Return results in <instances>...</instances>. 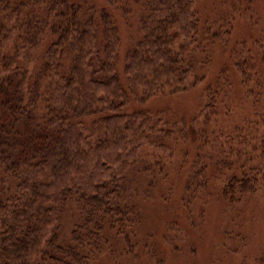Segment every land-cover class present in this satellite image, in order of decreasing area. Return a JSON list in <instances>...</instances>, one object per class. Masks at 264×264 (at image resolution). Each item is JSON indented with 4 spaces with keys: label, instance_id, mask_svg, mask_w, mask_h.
Masks as SVG:
<instances>
[{
    "label": "trees",
    "instance_id": "1",
    "mask_svg": "<svg viewBox=\"0 0 264 264\" xmlns=\"http://www.w3.org/2000/svg\"><path fill=\"white\" fill-rule=\"evenodd\" d=\"M103 1L128 13L122 0ZM139 2L141 37L120 73L118 27L95 0H0V264H90L111 232L129 244L128 191L142 148L161 146L175 129L201 138L193 119L174 124L128 107L203 86L207 51L228 31L203 24L197 0ZM246 64L240 57L203 86L197 119L227 115L228 94L239 87L264 137L262 91ZM239 144L234 161L210 158L229 205L264 189V140L251 152ZM206 181L193 163L185 190L195 194ZM72 210L63 239L60 224Z\"/></svg>",
    "mask_w": 264,
    "mask_h": 264
},
{
    "label": "rangeland",
    "instance_id": "2",
    "mask_svg": "<svg viewBox=\"0 0 264 264\" xmlns=\"http://www.w3.org/2000/svg\"><path fill=\"white\" fill-rule=\"evenodd\" d=\"M95 3L111 14L118 27L121 43L117 68L122 73L127 51L141 37L143 8L140 2L122 0L128 10L124 15L103 0ZM195 9L203 24L216 21L219 26L215 27L228 31L207 51L210 63L201 71L205 76L203 86L242 57L256 73L262 91L259 104L264 107V0H197ZM203 86L169 100L131 102L129 110L162 113L174 124L183 120L185 126H192L191 119L195 120L193 128L201 138L194 140L192 132L186 137L175 129L161 146L145 144L128 191L135 218L128 228L129 244L122 235L107 234L104 252L90 264H264V189L229 205L222 194L224 179L217 176L210 160L224 157L234 161L240 142L246 140L245 150L251 152L264 137H259L260 132L250 124L254 109L246 100L240 102L239 87L228 94L227 115L219 109L207 123L197 119L205 97ZM193 163L207 180L206 187L195 194L185 190ZM74 220V210L68 211L60 224L59 237L68 238Z\"/></svg>",
    "mask_w": 264,
    "mask_h": 264
}]
</instances>
